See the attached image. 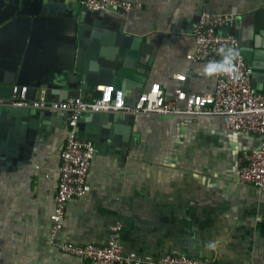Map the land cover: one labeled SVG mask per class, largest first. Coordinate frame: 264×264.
Returning <instances> with one entry per match:
<instances>
[{
  "label": "crops",
  "instance_id": "0c3cea01",
  "mask_svg": "<svg viewBox=\"0 0 264 264\" xmlns=\"http://www.w3.org/2000/svg\"><path fill=\"white\" fill-rule=\"evenodd\" d=\"M128 1L133 9L127 15H90L76 33L75 67L89 81L84 98L110 84L123 88L131 104L156 82L168 97L179 85L188 93L215 89L223 60L186 58L201 10L236 14L235 35L254 67L252 84L264 93V0ZM7 7L1 5V12ZM46 45L56 46L51 40ZM48 52L40 49V56ZM46 91L38 89L36 97H46ZM56 92L65 97L69 91ZM68 121L67 113L48 112L30 137L26 157L0 164V264H91L56 242L103 246L117 222L123 224L126 251L155 258L186 254L210 264H264V192L238 179L260 137L231 130L219 117L82 116L81 137L95 144L91 190L68 204L64 227L51 238Z\"/></svg>",
  "mask_w": 264,
  "mask_h": 264
},
{
  "label": "built area",
  "instance_id": "2783aa9c",
  "mask_svg": "<svg viewBox=\"0 0 264 264\" xmlns=\"http://www.w3.org/2000/svg\"><path fill=\"white\" fill-rule=\"evenodd\" d=\"M92 11L114 9L120 15H127L133 9L128 0H85ZM233 12L213 13L203 10L194 26L195 45L186 54L191 61L223 60L217 74L215 89L203 93H188L182 85L174 89L168 97L160 83H152L141 92L134 103L126 99L124 89L113 84L101 86L102 95L90 99L70 97L64 100L49 99L45 96L27 97V86L18 95L14 86L11 97H0V105L5 107H32L70 112L68 132L59 165V184L54 208L50 215L51 238L63 229L68 204L86 195L91 190L89 171L95 155V144L91 139L78 136V121L83 112H127L133 114H158L176 116L219 117L234 131L253 132L259 135L256 150L247 155L248 162L238 170L241 183H249L258 192H264V93L252 87V66L247 62L238 37L222 32L223 28L235 24ZM186 74H177L176 79L185 81ZM123 224L111 226V234L106 245L71 241L56 242L63 252L86 260L91 264H210L204 258L186 254H166L155 258L141 255L136 251H126L121 242Z\"/></svg>",
  "mask_w": 264,
  "mask_h": 264
},
{
  "label": "water",
  "instance_id": "95a60500",
  "mask_svg": "<svg viewBox=\"0 0 264 264\" xmlns=\"http://www.w3.org/2000/svg\"><path fill=\"white\" fill-rule=\"evenodd\" d=\"M84 1L0 0V97H11L14 86H17L16 94L19 95L22 87L27 86L26 95L29 98H37L38 89L46 87V97L49 99H86L82 94L85 83L89 81L86 76L80 78L75 67L78 47L76 33L84 28L90 15L117 12L114 9L92 11ZM1 5L8 7L1 12ZM201 13L202 10L196 23ZM222 32L236 34L235 26L223 28ZM59 35L62 38L57 40ZM50 40L51 45L55 42V47L46 45ZM44 48L47 52L51 49L49 54L42 57L40 49ZM250 65L253 77L254 67ZM252 87L258 91L253 84ZM56 90L69 92L61 97ZM101 95L102 90L97 88L95 97ZM48 112L60 110L0 105V164L7 159L16 161L26 157L23 152L29 144H33L30 137L35 134L40 118ZM62 112L70 117V112ZM88 113L93 112L80 115L78 126L82 116ZM78 136L81 137L79 127Z\"/></svg>",
  "mask_w": 264,
  "mask_h": 264
}]
</instances>
